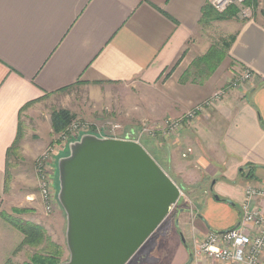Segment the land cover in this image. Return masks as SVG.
Masks as SVG:
<instances>
[{
    "label": "crops",
    "instance_id": "obj_1",
    "mask_svg": "<svg viewBox=\"0 0 264 264\" xmlns=\"http://www.w3.org/2000/svg\"><path fill=\"white\" fill-rule=\"evenodd\" d=\"M208 4L209 0H0V213L7 200L8 151L24 114L34 109L32 105L22 111L26 104L37 105L77 86L94 97L113 88L112 94L124 101L117 87L122 85L128 95L134 84L140 111H134L137 116L127 111L133 117L123 120L160 121L182 116L250 69L252 80L230 89L180 136L158 147L166 166L162 167L178 185L176 176L185 179L193 174L190 170H198L210 184L215 180L229 199L227 205L235 209L219 208L223 206L215 195L206 196L204 206L187 205L170 231L176 236L172 235L174 243L185 237L188 254L183 264L189 262L194 243L209 231L238 225L246 189L264 187V0H249L248 6L257 10L246 20L204 25L202 10ZM216 26L226 27L229 31L223 36L231 41L224 60L210 72L196 61L214 46L210 33ZM118 107L125 112L123 105ZM200 193L212 195L213 187ZM256 202L264 208V199ZM205 203L209 210L221 212L219 220L200 219ZM170 234L158 239L155 255L160 264L172 247ZM20 242L18 231L0 214V264Z\"/></svg>",
    "mask_w": 264,
    "mask_h": 264
},
{
    "label": "rangeland",
    "instance_id": "obj_2",
    "mask_svg": "<svg viewBox=\"0 0 264 264\" xmlns=\"http://www.w3.org/2000/svg\"><path fill=\"white\" fill-rule=\"evenodd\" d=\"M236 7L239 8V10L242 9L239 6ZM246 7L251 8L250 15H242L240 12H234L236 14L233 15L232 12L235 11V9H232L228 13L230 14L228 19L216 21H224L229 19L246 20L250 18L252 13L254 14L257 10V7L255 9L251 5L248 6V4ZM223 24L224 23H222L220 26H223ZM220 26L211 28L210 35L213 45H216L225 52L229 43V37H224L223 35L229 30L226 27L223 28ZM235 77L230 80L227 86L234 82ZM131 86L130 94L132 95H127V92H124V87L122 85L117 87L119 94H122L123 91V96L125 98L124 101L122 98L120 99L119 96L112 94L113 88H105L97 97H94L88 89L77 86L64 91V93H60L55 96H49L48 98L44 99L43 102H40L37 105L36 102L33 103L34 109L31 110L30 113L27 112L24 114V119H22L21 122L20 139L15 149L11 150L9 154L10 161L8 163L9 178L7 184V200L5 201L2 211L3 220H5L8 224H10V226L18 231L21 242L4 264H32L31 259L33 256L38 253L48 255L50 250L53 248L60 249L59 251L61 253H59V255H61V263L66 261L69 257V250L67 248L65 235L67 225L66 214L58 201V192L60 187L57 163L61 157L66 156L69 153V142L80 139V137L72 139L68 142H62L60 140L61 132H55L52 126V117L55 112L66 110L72 116V122H89L94 126V130H96L97 127H109L113 123H119L123 126V129L120 131L121 134L134 133L136 137H140L144 123H161L166 119L174 118L167 116V118L161 119L160 121H152L136 117V119H133L135 121L129 122L128 120H131L133 116H137L135 112L140 111L138 104L139 101L137 99L139 95L134 94V89H139L134 84ZM218 90L219 89H217L215 92ZM118 104L120 106L123 105V109H125L124 113H122L123 111H121V108L118 107ZM127 111L129 113L135 112L132 116L126 115ZM198 115L199 114H197L196 117L188 124L185 125V123H183L177 136H180L181 132L198 118ZM123 117L127 118L128 120H123ZM93 120H98V122H93ZM67 127L63 131H65ZM172 138L163 139L161 141L155 138L140 137L139 139H141V143L147 149H151L149 150L151 153H154L156 147L158 148L160 146H164L165 148V143H167V140ZM51 147H54L55 149H53V157L47 163V166L51 174L52 183L51 187L49 188L48 198H44L42 195L43 190L40 179L39 162L41 161L45 152ZM190 172L195 175L192 174L187 176L185 179L181 178V180H179L177 176L175 177L177 181H181L179 185L182 188L184 187L179 201L183 208H187V205H189L191 202L198 203L200 206H204V198H212L213 195H215V198L216 196H219L220 198L225 197L222 200L218 199L220 200L218 201V206H223L219 208H224L225 205L230 207L226 203L229 201V199H226V196L221 194L219 186L215 185L216 182L213 183L215 180H212V183L210 184V180H205L206 176L204 174L202 175L198 170L192 169ZM210 186L213 187L212 195L200 193L203 189L209 191ZM231 203H233V200ZM178 207L179 206H177L176 209ZM201 209L205 213L200 214V219L204 223L207 222L209 217H213L214 220H219L221 212L218 210H209L208 204L205 205V209L204 207ZM210 211L212 212L209 214L208 212ZM6 215L12 217L15 220H22L41 226L45 231L46 241L39 246H22V243L25 239L23 232L14 226L10 220L6 219ZM174 217L175 215L173 216V214H170L167 217L164 224L147 240L137 255L143 252L145 250L144 248H146L148 245L155 242L160 235L165 233L164 231L168 230L169 233L172 231V229L176 226L175 225L173 227ZM172 235L174 234H170L168 242V244H170L172 247H170L168 251H165L166 254L164 253L165 255L162 258L163 263L161 264H183L186 254H188V250L183 243L182 236L179 237V239H177L174 243V240H172ZM177 242V246L179 248L176 247Z\"/></svg>",
    "mask_w": 264,
    "mask_h": 264
},
{
    "label": "water",
    "instance_id": "obj_3",
    "mask_svg": "<svg viewBox=\"0 0 264 264\" xmlns=\"http://www.w3.org/2000/svg\"><path fill=\"white\" fill-rule=\"evenodd\" d=\"M57 165L69 250L60 264H129L183 193L131 135L83 134Z\"/></svg>",
    "mask_w": 264,
    "mask_h": 264
},
{
    "label": "built area",
    "instance_id": "obj_4",
    "mask_svg": "<svg viewBox=\"0 0 264 264\" xmlns=\"http://www.w3.org/2000/svg\"><path fill=\"white\" fill-rule=\"evenodd\" d=\"M248 0H209V4L219 12H224L231 6H239L240 14L250 15L251 8L246 7ZM254 74L250 69H244L233 83L219 89L207 100L188 110L182 116L166 119L163 122L144 123L141 138L169 139L177 136L183 123L188 124L205 107L215 105L227 96L228 91L238 88L241 83L252 80ZM123 126L113 123L109 127H97L89 122H72L65 131H61L60 140L68 142L83 134H96L104 138L125 139L127 135L141 143L140 137L132 134H121ZM78 140V139H77ZM70 143V142H69ZM54 147L49 148L39 162V172L42 184V195L49 196L51 174L47 163L53 157ZM53 150V151H52ZM264 199V187L249 185L246 189V200L242 205V216L237 226L224 231H209L206 238L193 245V260L190 264H264V208L256 201ZM177 207V204L171 207Z\"/></svg>",
    "mask_w": 264,
    "mask_h": 264
},
{
    "label": "trees",
    "instance_id": "obj_5",
    "mask_svg": "<svg viewBox=\"0 0 264 264\" xmlns=\"http://www.w3.org/2000/svg\"><path fill=\"white\" fill-rule=\"evenodd\" d=\"M247 4H249V0ZM232 9H235V11L232 12L233 15L236 14L237 12L238 13L240 12L239 8H237L236 6H231L224 12H219L216 9H214L211 4H208L202 10L201 22L204 25H209L210 23L216 20L228 19L230 17L229 16L230 14L228 13ZM230 41L228 43V46L230 44ZM224 57H225V52L219 49L215 45V46H212L204 56L198 58V60L196 61V64L198 66L205 65L210 69V72H213L214 69H216V67L224 60ZM35 102L37 101H33V102L26 104L24 108L22 109V111L32 106L33 103ZM72 119H73L72 116L66 110L55 112L52 117V126H53L54 131L57 133L63 131L72 122ZM20 136H21V121H20L18 137L16 141L14 142L13 146L9 149L8 155L10 154L11 150L15 149V147L17 146ZM149 150L151 149H148V151ZM151 154L152 155L154 154L153 157L157 160V162L161 166H163L164 158L159 154V148L156 147L154 150V153H151ZM249 175H252L251 172L249 173ZM7 178H9L8 173H7ZM0 214L3 216L2 212ZM5 217L6 219L10 220V222H12L14 226H16L18 229H20L23 232L25 239L22 243V246H25V245L39 246V245H42L46 241L45 231L43 230L41 226L34 224V223L25 222L22 220H15L12 217L7 216V215ZM59 250L60 249L58 248H53L50 250L48 255H43L39 253L36 254L31 259L32 264H60L61 255H59V253L61 252ZM136 255L134 257H136Z\"/></svg>",
    "mask_w": 264,
    "mask_h": 264
},
{
    "label": "flooded vegetation",
    "instance_id": "obj_6",
    "mask_svg": "<svg viewBox=\"0 0 264 264\" xmlns=\"http://www.w3.org/2000/svg\"><path fill=\"white\" fill-rule=\"evenodd\" d=\"M211 189H212V186H211ZM177 206H179L177 209H176V207L175 208H173L172 210H171V212H170V214H173V216L175 215V217H174V220H173V227L175 226V227H177V225H178V223H179V215L181 214V213H185L187 210H188V208H183V206H182V204H177ZM169 214V215H170ZM168 215V216H169ZM167 219V218H166ZM165 222V221H164ZM164 222L162 223V225L164 224ZM161 225V226H162ZM160 226V227H161ZM174 227V228H175ZM173 228V229H174ZM165 233H163L162 235L163 236H167V235H169L170 233L168 232V230H166V231H164ZM168 234H167V233ZM162 235H160L158 238H157V240L155 241V242H153V243H151L150 245H148L146 248H144L145 250L143 251V252H141V253H139L138 255H136V257L137 258H135L134 257V259L129 263V264H160V262H159V260L156 258V250L158 249V239L162 236Z\"/></svg>",
    "mask_w": 264,
    "mask_h": 264
}]
</instances>
